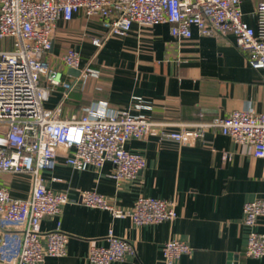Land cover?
Wrapping results in <instances>:
<instances>
[{"label":"crops","instance_id":"1","mask_svg":"<svg viewBox=\"0 0 264 264\" xmlns=\"http://www.w3.org/2000/svg\"><path fill=\"white\" fill-rule=\"evenodd\" d=\"M260 1L242 3L244 18L252 26ZM192 31L191 38L179 39L167 23L151 28L134 24L128 35L110 37L98 50L91 40L104 32L97 18L77 14L71 21L59 20L47 57L64 78L75 77V86L66 97L63 86L49 84L46 107L61 104L64 117H81L92 106L100 111L125 109L170 122L167 129L226 116L235 109L264 111V72L247 63L234 36L202 35L195 26ZM13 44L12 38L0 39V50ZM69 47L80 51L89 73H69L61 59ZM126 148L146 157V166L131 181L111 176L114 166L109 161L101 169L79 170L62 155L52 169L43 171L46 185L66 192L72 201L60 215L42 221L44 231L60 227L70 234L67 253L48 256L42 264H91L90 247L107 245L110 230L137 248L134 257L111 264H165L163 247L176 238L193 247L176 264H264V256L246 255L250 227L243 222L244 206L264 198V158L255 157L250 145L212 129L193 144L151 135L130 139ZM1 181L15 197L32 191L29 175L5 173ZM87 189L126 210H132L140 196L170 199L176 202L177 217L138 226L130 215L116 217L108 209L82 203L80 194ZM255 229L264 232V215Z\"/></svg>","mask_w":264,"mask_h":264},{"label":"built area","instance_id":"2","mask_svg":"<svg viewBox=\"0 0 264 264\" xmlns=\"http://www.w3.org/2000/svg\"><path fill=\"white\" fill-rule=\"evenodd\" d=\"M244 0H0V39L12 38L13 48L0 50V262L5 264H42L48 256L67 253L70 234L60 227L44 231L45 217L58 216L72 199L66 192L48 187L43 176L64 156L65 163L79 170L106 162L113 164L111 176L133 180L146 166L142 153L128 150L133 138L159 135L193 144L208 130L230 135L237 144H248L255 157L264 158V111L235 109L226 116L179 123L156 121L129 110H98L93 106L81 117L61 115L62 106L48 108V85L63 86L65 96L75 86V77L64 78L47 57L53 46L58 21H71L77 14L97 18L104 29L91 37L99 50L113 36H126L134 24L151 28L160 23L170 26L179 39L192 37V28L202 35L228 37L247 63L264 72V0L253 15L256 26L245 20ZM68 67L90 72L82 66L81 53L69 47L62 55ZM264 82V74H263ZM5 173L29 175L31 193L24 198L11 194ZM80 200L90 207L110 210L114 216L130 215L136 225L158 223L177 217L176 202L152 196H140L132 210H126L96 190H83ZM264 215V198L248 201L243 222L250 227L246 255L264 256V232L255 229ZM108 244L90 247L91 264H111L137 254L135 242L117 236L112 230ZM193 247L182 239H171L163 247L165 264H176Z\"/></svg>","mask_w":264,"mask_h":264},{"label":"water","instance_id":"3","mask_svg":"<svg viewBox=\"0 0 264 264\" xmlns=\"http://www.w3.org/2000/svg\"><path fill=\"white\" fill-rule=\"evenodd\" d=\"M68 71H69V73H71L72 75H75V76L81 75V70L78 68L69 67Z\"/></svg>","mask_w":264,"mask_h":264}]
</instances>
